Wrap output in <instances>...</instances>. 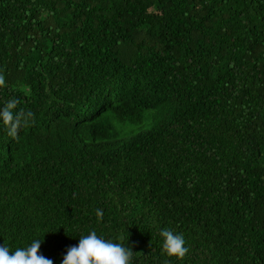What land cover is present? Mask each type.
Wrapping results in <instances>:
<instances>
[{"label":"trees","instance_id":"1","mask_svg":"<svg viewBox=\"0 0 264 264\" xmlns=\"http://www.w3.org/2000/svg\"><path fill=\"white\" fill-rule=\"evenodd\" d=\"M0 77V245L264 264V0H0Z\"/></svg>","mask_w":264,"mask_h":264},{"label":"clouds","instance_id":"2","mask_svg":"<svg viewBox=\"0 0 264 264\" xmlns=\"http://www.w3.org/2000/svg\"><path fill=\"white\" fill-rule=\"evenodd\" d=\"M0 83H3V77H0ZM18 104L17 99H11L0 108V123L6 126L8 135L13 138L18 136L21 127L28 126L35 119L32 111L17 110ZM103 215L101 209L96 210L97 218L102 219ZM160 236L163 239V250L168 256L183 258L188 253L189 248L183 235L164 228ZM43 241L33 239L29 245L17 248L14 252H10L5 243L0 245V264H54L52 259L40 253ZM133 256L129 240L127 244L114 242L113 239L98 235L96 230H91L79 237L78 245L67 248L61 264H133Z\"/></svg>","mask_w":264,"mask_h":264}]
</instances>
